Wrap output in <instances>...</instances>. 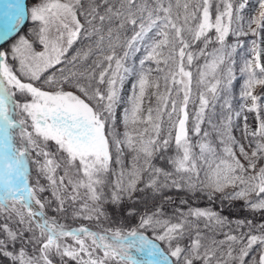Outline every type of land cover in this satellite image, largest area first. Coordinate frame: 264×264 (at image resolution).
I'll return each mask as SVG.
<instances>
[{
	"label": "snow or ice",
	"instance_id": "obj_1",
	"mask_svg": "<svg viewBox=\"0 0 264 264\" xmlns=\"http://www.w3.org/2000/svg\"><path fill=\"white\" fill-rule=\"evenodd\" d=\"M7 37L0 264H264V223L166 195L264 216V0H4Z\"/></svg>",
	"mask_w": 264,
	"mask_h": 264
},
{
	"label": "trees",
	"instance_id": "obj_2",
	"mask_svg": "<svg viewBox=\"0 0 264 264\" xmlns=\"http://www.w3.org/2000/svg\"><path fill=\"white\" fill-rule=\"evenodd\" d=\"M26 2H27L26 6L30 8L31 5H32V0H26ZM25 25L27 26V31L30 32L31 31V27H32V21L26 19ZM24 34H25L24 32L20 33V35H24ZM13 35H15V34H13ZM245 39H248V38H245ZM7 40H8V42L7 41H2L0 43H4L5 46L7 47L12 42V37H9ZM240 84H242V81L238 82L237 86L234 88V95H235L236 99L239 98ZM233 103L235 104L236 101L234 100ZM234 134L236 136H239L240 135L239 129H237L234 132ZM157 163L158 164H163V162L159 161V160L157 161ZM34 179H35V174L33 173V180ZM166 195L170 196L174 201H176V205H173L172 207H177L178 206V207H180L183 210H187L188 205L180 204V200L181 199H188L189 203H191L193 207H197V206L201 207V208L214 207V208H217L218 210L222 209L223 210V214L227 215L230 219H233V220H235L237 218H240V219L247 218V219L251 220L254 223H264V216H261L259 213H257L256 215L253 216L250 213V211H248L247 209H243V208H241L239 206L232 207L231 209H228V208L224 207L223 205H220L218 201H217V203L215 205H210L206 198L201 197L200 199L197 200V199L192 198L187 193L178 192L176 190L169 191V192L166 193ZM197 195L199 196L200 194H197ZM239 203L240 202H237V204H239ZM109 211L112 212L111 207H109ZM169 212H171V208H169ZM113 218L114 219L118 218L115 212H113ZM69 224H71L73 227L79 226V224H83V225H86V226H91L90 222H88V221H76L75 223L69 221ZM220 238H222V237H220Z\"/></svg>",
	"mask_w": 264,
	"mask_h": 264
},
{
	"label": "rangeland",
	"instance_id": "obj_3",
	"mask_svg": "<svg viewBox=\"0 0 264 264\" xmlns=\"http://www.w3.org/2000/svg\"><path fill=\"white\" fill-rule=\"evenodd\" d=\"M28 20H30V19H28ZM4 41H7L8 42V40H4ZM0 42H2V41H0ZM119 110H118V118H119ZM81 224H79V226H80Z\"/></svg>",
	"mask_w": 264,
	"mask_h": 264
},
{
	"label": "water",
	"instance_id": "obj_4",
	"mask_svg": "<svg viewBox=\"0 0 264 264\" xmlns=\"http://www.w3.org/2000/svg\"><path fill=\"white\" fill-rule=\"evenodd\" d=\"M2 4V1L0 0V5Z\"/></svg>",
	"mask_w": 264,
	"mask_h": 264
}]
</instances>
